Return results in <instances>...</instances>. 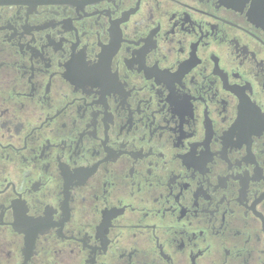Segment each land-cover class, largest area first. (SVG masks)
<instances>
[{
    "label": "flooded vegetation",
    "instance_id": "obj_1",
    "mask_svg": "<svg viewBox=\"0 0 264 264\" xmlns=\"http://www.w3.org/2000/svg\"><path fill=\"white\" fill-rule=\"evenodd\" d=\"M0 264H264V0H0Z\"/></svg>",
    "mask_w": 264,
    "mask_h": 264
}]
</instances>
